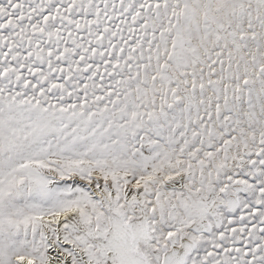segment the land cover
<instances>
[{
	"label": "snow or ice",
	"instance_id": "obj_1",
	"mask_svg": "<svg viewBox=\"0 0 264 264\" xmlns=\"http://www.w3.org/2000/svg\"><path fill=\"white\" fill-rule=\"evenodd\" d=\"M0 264H264V0H0Z\"/></svg>",
	"mask_w": 264,
	"mask_h": 264
}]
</instances>
